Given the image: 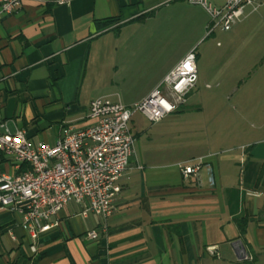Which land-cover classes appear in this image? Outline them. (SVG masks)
Masks as SVG:
<instances>
[{
  "label": "crops",
  "instance_id": "obj_1",
  "mask_svg": "<svg viewBox=\"0 0 264 264\" xmlns=\"http://www.w3.org/2000/svg\"><path fill=\"white\" fill-rule=\"evenodd\" d=\"M105 19L112 23L96 24ZM208 22L184 0H22L0 21V123L53 145L69 128L88 125L92 76L137 70L150 86L123 104L136 103L194 49ZM159 37L189 45L154 80L147 59L154 52L162 62L169 50L152 45ZM263 113L236 142L232 130L217 139L197 127L194 136L192 127L163 123L172 115L149 127L133 116L132 169L119 180L107 233L87 239L102 220L80 217L73 203L35 238L18 214L0 210V264H264ZM192 159L201 160L199 181L178 167ZM18 173L0 153V175Z\"/></svg>",
  "mask_w": 264,
  "mask_h": 264
},
{
  "label": "built area",
  "instance_id": "obj_2",
  "mask_svg": "<svg viewBox=\"0 0 264 264\" xmlns=\"http://www.w3.org/2000/svg\"><path fill=\"white\" fill-rule=\"evenodd\" d=\"M22 0H0V21L17 11ZM199 7L208 18L206 35L227 32L247 11L257 10L263 0H184ZM197 82L195 51H189L142 100L124 105L119 99H93L88 108V125L65 131L53 145L31 142L21 130L10 132L0 123V153L9 157L19 173L0 175V210L14 212L28 237L49 231L52 219L68 204L78 205V215L93 214L102 223L85 233L89 240L106 234L107 222L120 193V178L131 171L134 137L129 123L135 114L158 123L185 104ZM200 159L178 165L182 177L200 179ZM14 240V238H12ZM33 252H35L32 249ZM247 258V257H245Z\"/></svg>",
  "mask_w": 264,
  "mask_h": 264
},
{
  "label": "rangeland",
  "instance_id": "obj_3",
  "mask_svg": "<svg viewBox=\"0 0 264 264\" xmlns=\"http://www.w3.org/2000/svg\"><path fill=\"white\" fill-rule=\"evenodd\" d=\"M159 37L152 41L154 47H168L167 58L158 62L153 52L147 65L154 67L155 80L168 64L178 58L189 45L188 38L178 39L176 44ZM196 56L197 82L186 97V103L164 122L168 127H192L191 134H199L202 127L208 134L223 138L229 131L234 132L232 142L241 141L238 132L251 130L260 124V111H264V0L255 11H247L245 17L236 22L227 32L216 30L204 35L194 45ZM93 98H105L122 103L134 101L132 96H143V86L137 70H104L99 76L91 77ZM264 114V113H263ZM138 123L145 127L152 124L135 114ZM173 117H178L177 120ZM196 127V128H195ZM219 141V140H218ZM221 139L219 143H223ZM228 143V140H227Z\"/></svg>",
  "mask_w": 264,
  "mask_h": 264
},
{
  "label": "trees",
  "instance_id": "obj_4",
  "mask_svg": "<svg viewBox=\"0 0 264 264\" xmlns=\"http://www.w3.org/2000/svg\"><path fill=\"white\" fill-rule=\"evenodd\" d=\"M112 23V20L110 19H105V20H102V21H97L96 24L99 26V27H102V26H108Z\"/></svg>",
  "mask_w": 264,
  "mask_h": 264
}]
</instances>
